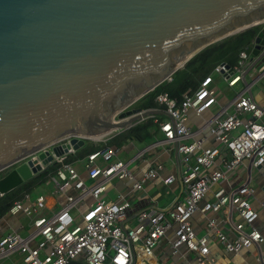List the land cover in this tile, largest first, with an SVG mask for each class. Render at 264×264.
I'll return each mask as SVG.
<instances>
[{
  "label": "water",
  "instance_id": "95a60500",
  "mask_svg": "<svg viewBox=\"0 0 264 264\" xmlns=\"http://www.w3.org/2000/svg\"><path fill=\"white\" fill-rule=\"evenodd\" d=\"M258 24L264 0H0V172L59 140H77V149L169 117L127 108L204 47ZM263 63L264 25L241 74L249 95L246 75ZM38 170L32 161L14 166L0 197Z\"/></svg>",
  "mask_w": 264,
  "mask_h": 264
},
{
  "label": "built area",
  "instance_id": "2783aa9c",
  "mask_svg": "<svg viewBox=\"0 0 264 264\" xmlns=\"http://www.w3.org/2000/svg\"><path fill=\"white\" fill-rule=\"evenodd\" d=\"M248 57V51L242 50L234 66L217 65L197 89H187L183 93L180 104L165 92L155 97L169 119L159 121L155 118L154 121L165 140L176 143L181 155L178 174L168 173L164 165L156 163L135 178L129 162L118 158L120 149L109 146L82 160L87 181L74 163L66 162L67 155L85 143L78 144L77 149L72 146L68 154L56 156L53 151L62 143L68 146L78 143L71 138L43 146L20 160L18 164L32 161L34 166L39 165L33 176L57 164L47 183L60 195L59 207L42 214L47 208L44 195L25 194L15 201L8 213L25 215L30 226L25 235L17 228L0 236V258L18 252L24 264H68L71 261L164 264L155 253V247L172 230L174 238L168 243L171 256L181 254L185 248L187 257L195 255V264H210L207 254L214 243L230 256L245 250L251 254L252 264H264V224L258 225L260 212L264 214V105L257 104L244 85L222 105L223 109L230 106V113L214 115L198 126V130H202L209 125V136L195 137L186 125L189 110L201 116L213 103L219 102L212 74H220L229 87H234L242 82L241 74ZM261 75L264 76V72ZM190 137L189 142L182 141ZM207 140L213 141L206 145ZM49 155L52 159L44 163ZM99 160L105 164H98ZM253 169H256L255 178ZM178 177L183 189L180 197L169 206L160 207L145 196L130 202L123 197L111 201L103 195L113 178L131 181L132 190L139 192L148 181L162 178L170 185ZM239 178L240 181L234 183ZM258 178L261 180L260 197L252 186ZM216 183H226L229 187L221 185L207 199ZM197 212L212 213L206 218L205 231L200 234L191 222ZM129 218L134 219L133 223ZM225 227L232 233L230 236L224 233Z\"/></svg>",
  "mask_w": 264,
  "mask_h": 264
},
{
  "label": "crops",
  "instance_id": "0c3cea01",
  "mask_svg": "<svg viewBox=\"0 0 264 264\" xmlns=\"http://www.w3.org/2000/svg\"><path fill=\"white\" fill-rule=\"evenodd\" d=\"M220 75V74H219ZM264 76H258L254 79L253 82L250 83V89H251V95L255 102L259 105H264V93H256L254 96L252 93V85L259 79L263 78ZM221 80L223 83H225L227 89L229 90V94H225L224 96H221L218 93V88L216 85V82L213 78L212 85L217 88L216 89V96H218V103H213L208 110H206L201 116H196L193 110H189L188 112V118L186 121V125L190 130L194 132L195 137H201V136H209L208 130L209 125L205 126L204 129L198 130V126L204 121H208L211 117L214 115H224L225 112L230 113L232 111V108L229 106L223 109V104L229 100V98H232L237 92H239L242 87H244L243 82L237 84L234 87H229L223 77L220 75ZM223 95V94H222ZM232 95V96H230ZM159 114V113H158ZM164 115L165 117L163 120L169 119L168 116H166L163 113H160ZM156 115V114H155ZM153 116V115H152ZM157 119V118H156ZM162 120V121H163ZM191 140L190 138H184L182 141L189 142ZM213 140H207L205 142L206 145L211 144ZM176 143L169 142L165 140L164 134L162 131H158L157 136L155 138L154 142L145 144L141 146L140 144H136L133 142L127 143L124 147L120 148V150L117 152V156L120 159H123L126 162H129L128 166L133 172L135 178H138L142 172L148 168V166L161 163L167 168L168 173H174L178 174L182 163L180 162V154L177 152V154H174ZM77 171L81 174V176L87 180L85 175V170L83 168V161H79L74 163ZM98 164L104 165L105 163L101 160L98 161ZM88 181V180H87ZM240 181L239 179H235L234 183H238ZM42 185H50L47 182ZM225 187L226 189L229 187L226 183H216L211 187L210 194L207 195V199L211 197L212 191L215 189H218L220 186ZM39 187V186H38ZM36 187V188H38ZM36 188L31 193V196H37V195H44L45 201H46V207L44 210L41 211L42 214L49 213L51 211L57 210L59 207L58 199L60 198V195L56 194L54 190L52 189L48 193H39L36 192ZM181 191L180 183L177 181L173 182L170 185H166L162 178H156L154 180L148 181L144 184L143 189L141 191H135L131 188V181L129 180H118L116 178H113L110 180V182L107 185V188L104 192V197L111 201H119L123 197L126 200H129L130 202H135L140 196L148 197L152 200L153 203L157 204L160 207L169 206L171 205L174 200L178 197L179 193ZM212 213H195L191 217L192 225L196 231V233L200 234L205 231V222L207 217H211ZM26 217L23 214H9L7 213L5 216H3L0 219V236L4 235L5 233H8L12 231L13 229L19 228V232H22L24 230V225L22 223H19L18 221L20 218ZM129 221L133 223L134 219L129 218ZM264 224V214L263 212H260V220L258 222L259 226H263ZM22 226L23 228H21ZM223 231L225 234L230 236L232 233L229 231L228 228H223ZM173 231L169 230L168 234L165 238L161 239L156 247H155V253L157 256L163 260L166 257L170 256L169 253V240L173 239ZM182 253L179 255H174V259L172 264H195V255L190 254L188 257L185 255V248H182ZM250 253H247L245 250H241L236 256H230L226 253L225 250L218 244L211 243L209 253L207 254V261L210 264H252L253 260H251ZM172 257V258H173ZM163 262V261H162Z\"/></svg>",
  "mask_w": 264,
  "mask_h": 264
},
{
  "label": "trees",
  "instance_id": "16d2710c",
  "mask_svg": "<svg viewBox=\"0 0 264 264\" xmlns=\"http://www.w3.org/2000/svg\"><path fill=\"white\" fill-rule=\"evenodd\" d=\"M264 24H258L240 32L234 33L222 40L212 43L195 55H193L183 68L176 70L170 80H165L156 86L152 91L138 99L129 108L138 110L159 109L164 110L162 105L155 102V97L160 93H167L176 99L180 104L182 95L187 89H197L201 80L211 74L214 68L219 64L234 66L239 59V52L246 50L249 52L250 47L257 32ZM165 116L156 114L148 116L123 131L106 138L104 141L86 140L85 144L76 150L73 154L66 157V162L76 163L87 157L88 154L104 149L106 147L122 148L127 143L133 142L141 146L154 142L159 131L157 118L162 121ZM57 164H51L40 173L32 176L19 186L8 191L0 197V219L5 216L13 203L24 197L25 194H31L34 189L47 182L49 174L56 168ZM14 168V166L12 167ZM9 168L0 172V178L3 177Z\"/></svg>",
  "mask_w": 264,
  "mask_h": 264
},
{
  "label": "rangeland",
  "instance_id": "374dc122",
  "mask_svg": "<svg viewBox=\"0 0 264 264\" xmlns=\"http://www.w3.org/2000/svg\"><path fill=\"white\" fill-rule=\"evenodd\" d=\"M264 72V63L262 65H260L258 68L251 70L247 75H246V80L251 83L254 81V79L258 76H260L262 73ZM212 77L214 78L217 88H218V93L221 96H224L225 94H229L228 93V89L225 85V83H223V81L220 78V75L218 73H213ZM216 88V89H217ZM264 93V77L257 80L253 85H252V93L255 96L256 93ZM223 94V95H222ZM232 96V95H230ZM228 99H231L228 97ZM20 164H16L15 167H17ZM13 166L9 167V170L12 169ZM252 175L254 176V178L257 176L256 174V169L252 170ZM260 182L261 180L258 178L257 180H254V183L252 184V186L255 188L256 190V196L260 197L261 196V192H260ZM53 189V186L50 185H40L38 188H36V192L39 193H48ZM58 208V207H57ZM19 223H22L24 225V230H22L21 235H25L27 233V230L29 229L30 226V221L28 217H23L20 218V220L18 221ZM23 256L18 253V252H14L12 254H10L9 256H5L0 258V264H24L23 262ZM164 264H172L173 259L168 256L165 259L162 260Z\"/></svg>",
  "mask_w": 264,
  "mask_h": 264
},
{
  "label": "bare ground",
  "instance_id": "6f19581e",
  "mask_svg": "<svg viewBox=\"0 0 264 264\" xmlns=\"http://www.w3.org/2000/svg\"><path fill=\"white\" fill-rule=\"evenodd\" d=\"M252 45H253V43H252ZM252 45H251V47H250V50H251V48H252ZM250 50H249V52H248L249 57H250ZM249 57H248V59H249ZM247 62H248V61H247ZM260 76H261V75H260ZM74 145H76V144H71L70 146H68V148L70 149V148H72V146H74ZM30 171L32 172L31 168H30Z\"/></svg>",
  "mask_w": 264,
  "mask_h": 264
},
{
  "label": "clouds",
  "instance_id": "9594fccd",
  "mask_svg": "<svg viewBox=\"0 0 264 264\" xmlns=\"http://www.w3.org/2000/svg\"><path fill=\"white\" fill-rule=\"evenodd\" d=\"M105 140H106V138H105Z\"/></svg>",
  "mask_w": 264,
  "mask_h": 264
}]
</instances>
